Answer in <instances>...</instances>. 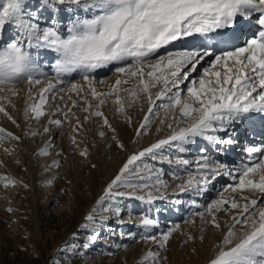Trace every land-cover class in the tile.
Listing matches in <instances>:
<instances>
[{"label":"snow or ice","instance_id":"obj_1","mask_svg":"<svg viewBox=\"0 0 264 264\" xmlns=\"http://www.w3.org/2000/svg\"><path fill=\"white\" fill-rule=\"evenodd\" d=\"M253 19L259 30L249 38L247 27ZM8 27L12 32L6 37L4 31ZM48 52L53 55L51 74L41 67ZM206 58L210 67L190 80ZM110 66H115V84L107 93L98 92L93 86V74ZM45 81L36 99L34 86ZM129 81L136 87L125 90L126 103L119 86ZM185 82L186 90L182 87ZM21 84L28 86L27 99L31 101L24 108L26 120L45 116L50 96L55 99L58 94L67 93L71 98L72 93H83L85 85L92 98L99 100L97 108L105 104L102 97L115 96L116 112L124 114L129 123L131 116L126 109L146 100L147 114L137 136L149 126L154 109L163 110L166 119L170 117L167 127L171 134L130 154L96 201L104 212L112 211L117 218L121 216L122 197L148 204L167 199L163 169L145 162V158L186 169L193 161L184 155H164L166 146L180 154L188 153L189 146L198 139L215 146L200 148L195 172H188L186 178L173 173L174 179L182 180L176 185L178 192L195 197L203 196L221 175L235 179L238 174V181L228 184L219 198L208 203L203 212L194 213L222 233L207 264H264V147H247L249 160L234 168L212 154L221 145L236 142L228 132L230 125L252 113L264 114V0H0V113L13 123L16 121L3 102L10 103L9 97L19 94ZM154 88L159 91L153 95ZM59 98L63 100L64 96ZM91 107L89 104L84 109L89 113L84 120L101 117L103 125L115 132L104 113ZM60 112L57 106L53 114ZM70 114L71 109L63 113ZM49 123L60 126L62 121L50 119ZM80 126L77 118V128ZM48 131L45 127L44 132ZM218 132L227 138L216 135ZM0 133L4 134L0 139L19 140L3 128ZM112 140L124 149L115 135ZM72 143L76 144L75 137ZM257 153L258 158L252 159ZM39 154L47 155L46 149ZM79 154L86 156L87 150ZM0 180L6 182L5 186L16 183L8 177ZM226 193L233 195L225 198ZM105 203L109 206L103 207ZM189 204L200 207L196 199L189 200ZM96 213L97 208H93L85 217L89 224L84 227L91 228V234L83 241L84 249L98 239L97 227L107 226V218L97 222ZM218 214L228 215L231 223L221 222ZM158 223L152 216L141 214L138 226L148 230ZM179 228L177 224L158 237L142 238L163 250ZM200 232H204L203 227ZM199 238L203 240L204 236ZM193 239L187 235V241ZM149 259L152 264H160V252L149 250L138 264Z\"/></svg>","mask_w":264,"mask_h":264},{"label":"rangeland","instance_id":"obj_2","mask_svg":"<svg viewBox=\"0 0 264 264\" xmlns=\"http://www.w3.org/2000/svg\"><path fill=\"white\" fill-rule=\"evenodd\" d=\"M27 2L34 3L35 0ZM11 32L12 28L8 27L4 35L9 37ZM52 61L53 55L46 53L41 63L42 70L51 74L49 64ZM114 68L110 66L93 74V86L98 92L107 93L111 90L117 79ZM120 78L128 79L124 76ZM75 79L78 81L79 77ZM45 84L46 81L34 86L33 95L36 99L39 89ZM27 87L26 84L19 85V94L9 97L10 103L3 102L16 123L0 113V128L19 137V140L7 137L0 139V177L16 181L14 185L5 186L6 182L0 180V264H138L149 250L160 252V264H207V256L209 258L216 251L214 243H219L221 239V230L204 223L194 213L203 212L211 201L207 202L205 195L199 199L190 193H179L176 185L182 180L173 178V173L186 178L193 165L185 169L145 158V162L163 169L162 178L168 184L167 199L148 204L122 197L119 218L112 211L104 212L101 206L96 205L104 188L130 154L171 134L167 127V123L171 122L170 117L166 119L163 110L154 109L149 126L137 136V129L147 114L146 100L135 102L126 109L131 116L129 123L124 114L116 112L115 96L102 97L105 104L97 108L99 100L92 98L85 85L83 93H72L71 98L67 93L58 94L55 99L50 96L45 106V116L39 120H26L24 108L26 102H31L27 99ZM119 87L120 95L127 103L125 90L135 88L136 84L129 81ZM184 88L186 90V85ZM151 91L154 95L159 88ZM60 95L64 96L63 100L59 98ZM89 104L91 110L104 113L115 132L103 125L101 117L91 116L89 120H84L89 115L84 111ZM57 106L61 112L54 115ZM69 109L71 114L63 115ZM77 118L81 124L79 128ZM50 119H58L62 123L56 126L49 123ZM161 120H165V123L161 124ZM45 127L49 129L47 133L44 132ZM74 128L76 131H73ZM32 132L37 135H31ZM100 132L105 135L100 136ZM113 135L123 143L124 149L117 147L116 141L112 140ZM0 136L4 134L0 133ZM73 137L76 139L75 145L72 143ZM41 149H46L47 155H40ZM83 150H87L86 156L79 154ZM194 152L190 148L188 153L180 154L167 146L163 150L164 155H184L189 160ZM216 188L213 184L210 189L213 191ZM212 195L211 199H216V195ZM191 199H196L200 207L191 206ZM176 200L181 203H176ZM108 206V203L103 205ZM93 208H97V222L106 217L107 226L97 227L98 239L88 249H84L83 241L91 234V228L84 227L89 224L85 217ZM141 214L157 219L158 226L148 230L139 227ZM218 219L221 222L231 221L225 214H218ZM188 220L194 223H185ZM172 222H176L180 228L172 234L165 249L161 250L152 241L142 238L144 235L158 237L161 232L177 225ZM201 227L204 228L203 233L200 232ZM187 235H192L194 239L187 241ZM201 235L204 236L203 240L199 238ZM210 236L216 237L211 239ZM144 264H152L151 259Z\"/></svg>","mask_w":264,"mask_h":264},{"label":"bare ground","instance_id":"obj_3","mask_svg":"<svg viewBox=\"0 0 264 264\" xmlns=\"http://www.w3.org/2000/svg\"><path fill=\"white\" fill-rule=\"evenodd\" d=\"M246 27H247V25H246ZM258 30H259V26L255 24L254 19H253L251 21V26L247 27L248 37L251 38V36L253 34H255ZM242 42L243 41H241V43ZM207 65L210 66L209 58H206L205 61H202L201 64L197 66V71L191 74L190 80L192 78H198L200 75H202L203 70H204V68H207ZM187 83L188 82H185V85ZM185 85H182V87H184ZM228 132H229V134H231L234 137L236 142L231 146L221 145L218 149H215V151H213L212 154L214 156L218 157L220 161L227 163L230 168H234L235 166L239 165L240 163L247 162L249 160V155L245 151V149L247 147H250V146L264 147V114H258V113L249 114L248 117L243 119L241 122L234 123V124L230 125ZM216 135H220L222 137L227 138L225 136V133H223V132H218V133H216ZM189 147L192 148L193 150H195V152H194V156L192 157V159H190L191 161H193V163L191 164V165H193L191 167L192 170H188V172H195V160L200 155V151H199L200 148L201 147H207L209 149H213L215 146L208 145L207 142L204 141L203 139H198L197 143H195L194 145H191ZM196 149H197V151H196ZM259 155H260L259 153L254 154L252 159L258 158ZM223 181L228 182L229 184H234L235 182L238 181V174L236 175L235 179L232 176L221 175L220 177H218L217 180L214 182V185L217 188L213 191L211 189H209L204 194L205 197L207 198V200H206L207 202L212 201V199L210 197V195H212V194L216 195V199L219 198L220 193L223 192V189L227 186V185H225V183L222 184ZM232 195H233L232 193H226L225 198H231ZM203 198H204V196L199 197V199H203ZM175 223H173V224H175ZM230 223H231V221H230ZM167 224H170V223H167ZM210 237H209V239H210ZM213 237H211V239ZM207 259H208V256H207Z\"/></svg>","mask_w":264,"mask_h":264}]
</instances>
